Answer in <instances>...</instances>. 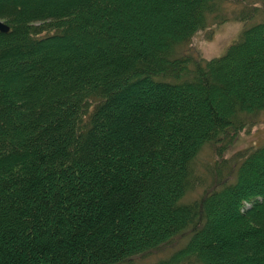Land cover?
Instances as JSON below:
<instances>
[{
	"label": "trees",
	"instance_id": "1",
	"mask_svg": "<svg viewBox=\"0 0 264 264\" xmlns=\"http://www.w3.org/2000/svg\"><path fill=\"white\" fill-rule=\"evenodd\" d=\"M220 1L0 0V264H264V141L185 199L264 110V19L180 52Z\"/></svg>",
	"mask_w": 264,
	"mask_h": 264
},
{
	"label": "rangeland",
	"instance_id": "2",
	"mask_svg": "<svg viewBox=\"0 0 264 264\" xmlns=\"http://www.w3.org/2000/svg\"><path fill=\"white\" fill-rule=\"evenodd\" d=\"M219 12L225 19L215 21L216 19L210 15L208 25L192 35L190 41L181 49V53L189 54L194 59L209 58L223 53L242 27L264 19V0H221ZM240 14L245 17H240ZM249 119L241 130L236 133L230 132L231 139L228 140L226 137L223 142L205 144L201 148L194 162L198 182L189 190L185 199L199 197L220 181L229 180L241 160L242 152L264 141V110ZM186 238V234L175 237L158 248L136 254L128 261L117 264L152 262L168 255L182 245Z\"/></svg>",
	"mask_w": 264,
	"mask_h": 264
},
{
	"label": "water",
	"instance_id": "3",
	"mask_svg": "<svg viewBox=\"0 0 264 264\" xmlns=\"http://www.w3.org/2000/svg\"><path fill=\"white\" fill-rule=\"evenodd\" d=\"M0 30L1 31H7L8 30V25L0 19Z\"/></svg>",
	"mask_w": 264,
	"mask_h": 264
}]
</instances>
